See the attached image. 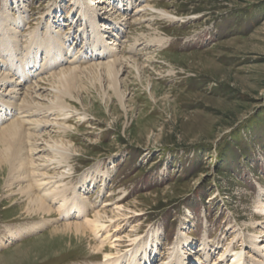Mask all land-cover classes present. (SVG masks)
Returning a JSON list of instances; mask_svg holds the SVG:
<instances>
[{
  "label": "rangeland",
  "instance_id": "374dc122",
  "mask_svg": "<svg viewBox=\"0 0 264 264\" xmlns=\"http://www.w3.org/2000/svg\"><path fill=\"white\" fill-rule=\"evenodd\" d=\"M75 1L0 0V58L14 64L17 73L10 74L24 86L40 74L43 88H50L48 76L70 58L67 54L62 62L51 63L46 54L48 41L57 33L75 53L91 55L92 14L82 17ZM106 1L101 13L107 18H97V23H109L113 29L122 24L119 50L125 58L145 64V75L139 80L128 70L120 76L122 106L111 91L104 97L99 79L85 74L72 90L73 98L63 99L74 114L51 111L50 118L58 116L57 123L72 128L69 135L60 127L50 128L51 137L74 146L73 175L65 184L87 198L90 218L104 205H109L107 211L115 205L127 208L126 217L117 222L119 232L117 225L110 228L113 239L117 234L123 239L118 250L106 243L114 256L153 239L158 250L152 264L168 263L172 248L179 250L185 240L192 254L184 264H213L222 254L229 261L231 249L244 251L249 262L261 259L251 249L253 235L259 236L264 226V0H132L134 7L154 6L179 20L148 12L146 21L136 24L123 19L131 0ZM20 17L25 23L13 38L14 21ZM81 28L88 29L87 35ZM5 37L10 38L4 44L8 48L18 45L14 57L4 52ZM150 38L165 39V47L142 46ZM32 39L46 45L36 50L39 69H34L35 53H30ZM136 43L141 45L133 48ZM25 59L29 69L18 73ZM47 61L53 67L45 65ZM46 93L41 102L47 106ZM85 178H94L86 191ZM7 180L8 174L0 176V264L104 260V253L94 254L90 248L91 241L96 246L102 238L90 232L87 240L64 234L67 222L56 209L45 219L47 225L30 231L44 219L27 212L19 187L9 189ZM25 229L29 231L23 233ZM56 231L57 244L48 249L45 244Z\"/></svg>",
  "mask_w": 264,
  "mask_h": 264
},
{
  "label": "bare ground",
  "instance_id": "6f19581e",
  "mask_svg": "<svg viewBox=\"0 0 264 264\" xmlns=\"http://www.w3.org/2000/svg\"><path fill=\"white\" fill-rule=\"evenodd\" d=\"M106 2V0L75 1V4L83 10L80 14L82 17L86 18L88 14H92L89 19L90 28H92V39L89 46L91 55L83 57L80 55V51L75 53V49L70 46L66 47V44L59 37V33H57L56 38L52 37L48 41L49 46L45 51L50 57L51 63L62 62L64 56L70 54V58L65 60L64 66L58 68V72L51 73L48 76V83H51L50 88H43L41 83H44L45 79L40 78V74L34 76L33 84L24 86L23 83L10 74L13 72L17 73L13 69L14 64L12 62L8 63L4 56L3 58L1 56L0 68L4 67L5 72H0V176L8 174L7 187L9 189H12L15 185L19 187L18 194L25 199L27 212L44 219L35 224L30 231H38L47 225L48 222L45 219L50 218L54 214L53 209H56L62 219L67 222L64 227L62 226L63 229L61 232L64 234L69 233L77 239L87 240L89 238L88 232H90L97 239L100 240L102 238L96 246L94 243L93 245L91 244L92 241L90 243V248L94 254H105L104 260L98 264H152L151 256L158 250V246L153 239L142 245L137 244L135 248L128 251L129 254L127 253L123 256H114L108 253L106 243L111 246V250H118L120 248V244L117 243H122L123 239L118 234L113 239L110 234V228H112L111 225H117L115 232H119L120 227L117 222L126 217L125 212L127 208L115 205L111 211H107L106 209L109 205H104L102 209H97L94 216L90 218L87 211V206L89 205L87 198H82V193L76 194L73 190L74 187H70L64 182V180L71 178L73 175V168L70 162L74 155L72 149L74 146L71 143H64L62 140L58 141L54 137H51V127L52 129H54L53 127H60L61 132L63 131L64 134H68L69 130H72L70 127H64L60 123H57L58 116L50 118L52 116L51 111H69V113L67 112L68 117L74 114L73 112L71 113V110L63 99L65 97L73 98L72 90L79 88L78 82H80L81 77L83 78V75L85 77V74H88L91 78L99 79L100 86L105 92L104 97H108L107 91H111L115 97L120 99L122 106H124L125 95L120 89L122 85L120 76L128 70L136 74L139 80L145 75V64L139 63L137 60L132 61L129 58H125L119 50V34L124 32L122 24L117 23L113 29L109 23H97V18L101 21H104L103 18H107L101 13L105 9ZM114 2L120 4L123 1L113 0V4H116ZM135 6L131 0L127 4V7L123 9L126 13L125 18H123L124 20H132L134 24L138 20L143 22L146 21L143 16L150 12L152 15L157 14L168 21H179L175 16L165 11L157 10L158 8L154 6H140V4L138 7L137 5ZM14 23L16 26L12 30L14 32L13 38L17 36L19 33L18 30L24 26L25 22L20 17ZM86 26H88L87 23ZM80 30L83 35H87L88 29L81 28ZM110 34H112L111 39L105 41V37L108 35L110 37ZM1 41L3 42L4 52L12 56V51L17 49L18 45H15L14 49H10L4 45L10 41V38L6 39L5 37ZM165 42L167 41L162 38H150L142 46L149 47V49H161L165 47ZM33 44L35 46L32 45L31 49L29 48L32 55L35 53V67L32 66V68L39 69V52H36V50L45 48L46 45L42 42H36L35 39L33 40ZM140 45L136 43L133 48H136V46L139 47ZM64 47L67 50L64 51ZM72 50L73 52L70 53ZM150 59L152 58H146L145 63H148ZM94 60L97 61L94 62ZM81 63L90 64L87 68H81ZM29 64L26 59L23 60L18 67V73L24 70L28 71ZM45 65L53 67L48 61ZM31 74L33 73L30 72L29 75ZM150 84H148L147 90L152 95V87ZM47 91L48 93L46 94L49 97V104L46 106L47 103L45 104L41 101L45 100L43 94ZM44 108H47V110ZM49 170L56 171L55 175L49 174ZM91 180L93 181L94 178H91ZM91 180L85 178L82 184L85 191L89 189L88 187L84 188L85 185L91 182ZM71 190L73 197L69 198V192ZM260 211L262 212V209ZM261 228L259 236L258 234L253 235L254 241L251 249V251L256 252L255 257L259 255L261 259L257 256L258 258L249 262L244 251L239 252L231 249L229 251V254H231L229 261V256L227 257L225 254H222L214 260L213 264H264V226ZM27 230L25 229L23 233L29 231ZM57 233L59 231L52 233L49 238L51 241L45 244L48 249L55 248L59 236V234L57 236ZM186 241L188 240H185V244L183 243L181 247L179 245V250L178 247L172 248V256L166 264H184V261L187 259L186 257L190 253L192 254V250ZM130 242L136 243V239ZM184 245H186V249L183 247ZM217 261L218 263H216Z\"/></svg>",
  "mask_w": 264,
  "mask_h": 264
}]
</instances>
